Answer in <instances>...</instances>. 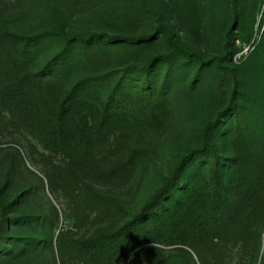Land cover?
<instances>
[{"label":"rangeland","instance_id":"rangeland-1","mask_svg":"<svg viewBox=\"0 0 264 264\" xmlns=\"http://www.w3.org/2000/svg\"><path fill=\"white\" fill-rule=\"evenodd\" d=\"M231 3L0 0V31L46 35L44 46L33 52L36 63L61 48L65 36L136 35L159 26L174 31L176 40L202 59L191 66L157 64L161 72L167 71L170 97L151 115L129 120L114 115L101 123L96 109L83 103L61 117L59 135L52 132L51 124L35 120L41 101L53 103L83 74L143 63L164 52L167 46L161 32L140 47L102 46L84 54V62L69 66L61 82L27 86L18 107L4 102L2 89L9 78L0 70V264H264V162L259 165L255 154L244 148L246 144L234 147L233 139L224 141L221 133L214 135L218 148L226 155L239 154L255 166L258 176L256 195L239 218L248 235L206 242L196 233L173 242H146L118 262L83 258L70 245L72 240L119 228L162 183L175 161L201 145L207 94L220 59L231 64L243 82L237 103L256 125L261 123L264 108L258 109V96H250L259 82H250L242 67L264 40V0L254 26V44L228 40ZM263 46L257 47L255 56L262 54ZM90 91L91 96H101L95 88ZM93 130L100 132L96 147L83 148L76 156L72 149L76 140L88 144ZM195 168L188 167L184 178Z\"/></svg>","mask_w":264,"mask_h":264},{"label":"trees","instance_id":"trees-1","mask_svg":"<svg viewBox=\"0 0 264 264\" xmlns=\"http://www.w3.org/2000/svg\"><path fill=\"white\" fill-rule=\"evenodd\" d=\"M260 4L261 0H232L233 24L227 31L228 40H240L243 44L256 42L253 35ZM237 18L239 21L234 28ZM157 31L166 42L164 52L152 55L143 63L130 62L123 67L83 74L53 103L41 101L34 114L35 120L51 124L56 135L60 133L61 117L83 103L96 109L101 123L114 115L128 120L149 116L170 97L167 71L161 72L157 64L191 66L202 63L197 52L180 44L175 32L162 26L136 35L103 32L86 37L65 36L63 46L38 63L33 60V54L44 46L46 35L0 31V70L9 78L2 89L4 102L18 107L17 102L23 100L21 95L27 86L61 82L69 66L84 62V54L100 50L102 46L140 47L155 39ZM263 43L264 40L258 43L256 50ZM256 50L246 58L242 68L250 82H259L250 89V96L259 97L260 109L264 108V46L258 56L254 55ZM223 60L216 63L209 86L201 145L175 161L169 174L130 219L105 235L72 240L70 245L74 252L83 258L118 262L124 261L130 251L146 242L161 239L173 242L196 233L201 234L206 242L224 236L248 235L239 226V218L258 189L255 166L246 164L239 154L226 155L215 144L214 135L221 133L224 141L232 138L234 147L246 144L244 148L249 154L252 151L261 165L264 162V116L256 125L244 106L237 103L238 86L243 82L238 81L235 68ZM90 88H95L96 93L101 92V96H91ZM89 136L90 142L85 145L81 138L76 140L72 148L76 156L83 148L96 147L100 132L93 130ZM193 166L197 168L185 179L183 172Z\"/></svg>","mask_w":264,"mask_h":264}]
</instances>
